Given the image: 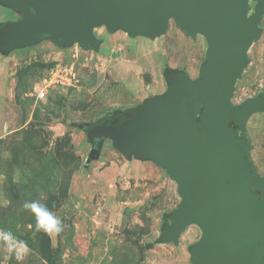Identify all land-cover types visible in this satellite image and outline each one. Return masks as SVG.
Instances as JSON below:
<instances>
[{"label":"rangeland","instance_id":"obj_1","mask_svg":"<svg viewBox=\"0 0 264 264\" xmlns=\"http://www.w3.org/2000/svg\"><path fill=\"white\" fill-rule=\"evenodd\" d=\"M257 4L250 1L249 16ZM24 15L0 1V28ZM94 34L97 50L47 36L12 51L0 48V230L24 242L9 251L0 240V264H193L191 248L202 237L197 226L176 243H156L181 204L166 169L126 158L109 139L93 156L97 143L84 128L165 96L167 71L197 81L208 43L174 20L156 38L107 25ZM248 58L234 105L264 92V15ZM57 65L72 71V86L38 101L36 86ZM243 131L252 172L264 181V111ZM28 201L46 205L63 230L37 231L35 215L23 208Z\"/></svg>","mask_w":264,"mask_h":264},{"label":"water","instance_id":"obj_2","mask_svg":"<svg viewBox=\"0 0 264 264\" xmlns=\"http://www.w3.org/2000/svg\"><path fill=\"white\" fill-rule=\"evenodd\" d=\"M0 1L25 10L21 21L0 28V48L7 51L46 36L97 50L94 30L100 25L156 38L174 20L190 36H204L208 53L199 79L173 73L165 96L149 100L118 126L93 128V156L109 139L126 158L166 169L181 204L163 241L176 243L197 226L202 237L191 249L193 264H264V181L252 172L249 141L242 135L249 118L264 111V92L239 105L231 102L260 35L264 0L251 16V0Z\"/></svg>","mask_w":264,"mask_h":264},{"label":"clouds","instance_id":"obj_3","mask_svg":"<svg viewBox=\"0 0 264 264\" xmlns=\"http://www.w3.org/2000/svg\"><path fill=\"white\" fill-rule=\"evenodd\" d=\"M25 210H30L36 217L37 231H43L47 234L60 233L63 230V224L60 218L55 216L46 205L39 201H28L23 204ZM0 240H3L9 251L23 245V241H19L11 231L0 230ZM26 247V245H25ZM18 259L21 257L17 256Z\"/></svg>","mask_w":264,"mask_h":264},{"label":"built area","instance_id":"obj_4","mask_svg":"<svg viewBox=\"0 0 264 264\" xmlns=\"http://www.w3.org/2000/svg\"><path fill=\"white\" fill-rule=\"evenodd\" d=\"M70 86H72V71L67 70L62 65H57L48 72L43 81L38 83L34 94L38 101H43L49 98L51 91Z\"/></svg>","mask_w":264,"mask_h":264},{"label":"trees","instance_id":"obj_5","mask_svg":"<svg viewBox=\"0 0 264 264\" xmlns=\"http://www.w3.org/2000/svg\"><path fill=\"white\" fill-rule=\"evenodd\" d=\"M176 73L175 71H167L166 73V77H170L171 74ZM142 108L141 106H137L135 108H132L128 111H125L123 114L117 115V116H105L103 118H101L99 121H97L96 123H93L91 125H88L84 128L85 132H87L88 134L93 130V128H95L96 126L101 125L102 123H104V121H106L107 119L113 120L109 122H112L111 125H115L118 126L119 124H121L122 122L126 121L127 119L131 118L136 112H138L140 109ZM61 128V126H60ZM58 129L62 132V129ZM243 137H246L245 132L243 131L242 133ZM175 211V210H174ZM172 211L169 215V218H171L172 213L174 212ZM156 243H164L163 241V237L161 235V237L156 241ZM192 249V248H191Z\"/></svg>","mask_w":264,"mask_h":264},{"label":"flooded vegetation","instance_id":"obj_6","mask_svg":"<svg viewBox=\"0 0 264 264\" xmlns=\"http://www.w3.org/2000/svg\"><path fill=\"white\" fill-rule=\"evenodd\" d=\"M30 9V8H29ZM30 11L32 12V13H34L33 12V10L32 9H30ZM24 18V16H22V18H20V19H17V20H12L11 22H18V21H21L22 19ZM11 22H9V23H11ZM105 117V116H104ZM109 120L110 119H107L106 121H104V123H102L101 125H104V124H112V122H109ZM110 121H113V120H110Z\"/></svg>","mask_w":264,"mask_h":264}]
</instances>
